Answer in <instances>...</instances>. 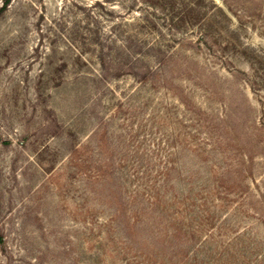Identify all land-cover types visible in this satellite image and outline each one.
Here are the masks:
<instances>
[{
  "label": "rangeland",
  "instance_id": "obj_1",
  "mask_svg": "<svg viewBox=\"0 0 264 264\" xmlns=\"http://www.w3.org/2000/svg\"><path fill=\"white\" fill-rule=\"evenodd\" d=\"M0 264H264V0H0Z\"/></svg>",
  "mask_w": 264,
  "mask_h": 264
}]
</instances>
